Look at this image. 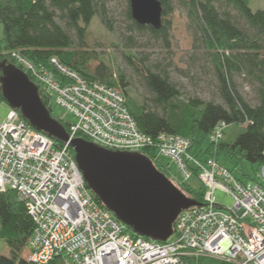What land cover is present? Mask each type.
I'll return each mask as SVG.
<instances>
[{"label": "built area", "instance_id": "built-area-1", "mask_svg": "<svg viewBox=\"0 0 264 264\" xmlns=\"http://www.w3.org/2000/svg\"><path fill=\"white\" fill-rule=\"evenodd\" d=\"M12 56L71 119V139L112 151L154 150L156 160L167 157L177 165L184 181L199 171L205 187L203 202L181 211L166 243L136 237L96 202L68 144L56 149L49 136L11 108L0 122V192L16 191L34 219L30 262L63 257L67 264H188V258H205L217 264H264V164L256 180L241 181L215 159L194 156L183 136L162 133L154 140L143 134L120 88L87 80L56 58L49 70L20 53ZM226 127H216L210 141L218 143ZM217 192L230 196L233 206L219 203Z\"/></svg>", "mask_w": 264, "mask_h": 264}, {"label": "trees", "instance_id": "trees-1", "mask_svg": "<svg viewBox=\"0 0 264 264\" xmlns=\"http://www.w3.org/2000/svg\"><path fill=\"white\" fill-rule=\"evenodd\" d=\"M98 1L0 0V24L4 30V37L0 40V79L2 66L18 69L38 88L42 103L53 116L52 95L38 84L23 65L16 62L12 54L20 53L34 66L49 70L53 69L51 60L56 58L87 80L123 89L128 108L143 134L154 140L162 133L183 136L191 141L190 151L194 156L215 159L241 181L256 180L245 171L244 166L248 164L257 176L264 164V10L253 11L250 0H160L163 6V25L156 30L151 26L137 24L132 18L129 4L127 18L132 22L130 30L147 32L166 45H169L175 9L186 13L215 68L223 100V103H215L204 102L199 98L187 99L168 75L147 68L143 73V81L151 95V104L143 102L138 105L129 97L128 82L123 75L115 81L105 66L92 71L90 64L95 57L86 50L79 52L73 49L71 31H75L85 44L90 23L96 16L112 31L111 22L106 12L100 10ZM125 55L130 64L137 68L133 56ZM235 75L243 76L254 87L258 100L256 105L249 103L241 94L234 80ZM3 102L10 105L0 80V103ZM18 112L28 126L49 136L24 118L19 109ZM222 123L227 125L223 138L218 143H212L210 136ZM62 124L68 131V123ZM231 127L235 129L229 130ZM50 138L56 149L65 148L63 141ZM67 150L76 159L73 146L68 145ZM154 152L144 151L143 154L152 160L159 172L166 177L170 176L169 164L162 159L156 160ZM194 171V176L200 182L197 170ZM87 187L96 202L108 210L92 189ZM181 188L190 198L203 202L205 191L201 183L198 189L188 182L182 183ZM34 229V219L17 192H0V241L10 249L9 257L0 255V264H35L23 257ZM129 229L134 236L151 240L135 233L131 227ZM167 241L157 240L158 243ZM186 262L217 264L205 258H188ZM48 264L67 262L63 257H58Z\"/></svg>", "mask_w": 264, "mask_h": 264}, {"label": "rangeland", "instance_id": "rangeland-1", "mask_svg": "<svg viewBox=\"0 0 264 264\" xmlns=\"http://www.w3.org/2000/svg\"><path fill=\"white\" fill-rule=\"evenodd\" d=\"M98 4L100 10L106 12L111 22L112 31L101 23L98 16L90 23L88 33L84 39L85 44L81 42L75 31H71L74 41L73 49L79 52L86 50L95 57V60L90 64L92 71L105 66L115 81H118L119 76L123 75L128 82L129 97L138 105L143 102L151 104V95L143 81V73L146 72L147 68L168 75L170 80L179 86L182 95L187 99L199 98L204 102L223 103L219 93V81L215 68L203 46V42H201L184 11L175 9L169 45H166L147 32L130 30L132 22L127 18L129 0H99ZM250 8L253 11L264 10V0H250ZM58 21L65 26L63 21L59 19ZM3 37L4 30L0 24V40ZM125 54L133 56L138 69L130 64ZM234 80L245 99L252 105H256L258 100L254 87L243 76L235 75ZM120 90L124 93L123 89L120 88ZM124 96L128 102L125 93ZM51 107L55 119L61 124L64 122L70 124L71 119H68L65 111L56 105L54 98ZM10 109L11 106L7 103H0V122L8 116ZM232 129H235V127L229 128V130ZM67 132L71 136L69 126ZM140 154L144 155L143 152ZM162 160L169 164L170 176L168 177L174 180L175 186L186 196L189 197L182 190V183L188 182L195 189L200 187V183L204 187L201 180L199 179L200 182H198L194 176L195 171L189 180L184 181V177L175 163L167 157H163ZM244 169L256 178L248 164H245ZM197 172L199 174V171ZM244 181L249 182V180ZM217 198L219 203H222L225 207L231 208L233 206V200L227 194L217 192ZM29 254L26 250L23 255L28 261L30 259ZM0 255L10 256V249L2 241H0Z\"/></svg>", "mask_w": 264, "mask_h": 264}, {"label": "water", "instance_id": "water-1", "mask_svg": "<svg viewBox=\"0 0 264 264\" xmlns=\"http://www.w3.org/2000/svg\"><path fill=\"white\" fill-rule=\"evenodd\" d=\"M133 20L156 30L163 25L160 0H129ZM1 84L12 109L38 130L72 145L84 181L118 220L153 241L173 236L181 211L200 205L186 196L140 153L112 151L85 139H71L42 103L38 88L18 69L2 66Z\"/></svg>", "mask_w": 264, "mask_h": 264}]
</instances>
